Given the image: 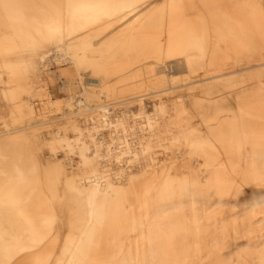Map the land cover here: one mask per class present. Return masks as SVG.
<instances>
[{
    "label": "rangeland",
    "instance_id": "374dc122",
    "mask_svg": "<svg viewBox=\"0 0 264 264\" xmlns=\"http://www.w3.org/2000/svg\"><path fill=\"white\" fill-rule=\"evenodd\" d=\"M66 3L0 0V264H66L71 238L83 235L74 264H264V0ZM185 46L190 70L168 67ZM72 67L109 91L84 95L90 114L112 112L96 124L102 147L140 151L103 164L130 193L93 218L70 194L89 184L84 170L71 173L78 158L68 168L58 148L63 130L73 145L92 138L82 122L77 142L63 118L82 93ZM186 97L189 146L176 141L184 128L174 122ZM170 163L181 170L173 184H183L171 194L147 181Z\"/></svg>",
    "mask_w": 264,
    "mask_h": 264
},
{
    "label": "bare ground",
    "instance_id": "6f19581e",
    "mask_svg": "<svg viewBox=\"0 0 264 264\" xmlns=\"http://www.w3.org/2000/svg\"><path fill=\"white\" fill-rule=\"evenodd\" d=\"M66 4L67 5L69 4V0H67ZM171 9L173 11V5L172 4H171ZM181 26H183V25H181ZM185 30L186 29L183 26V33L185 34V36L187 38H191V32H189L188 30H186V31ZM64 38H66V37H64ZM63 46H65V43H62V45L60 46L58 51H60V56L61 57H65L66 58L67 57V53L64 50L65 48L63 49ZM196 46H197V44H196ZM187 47L188 46H185L184 49H183V53L182 54H183L184 57H183L182 60H180L178 62H173V63H171V64H169L167 66L171 67L172 65L173 66L175 65V67L177 66V68L178 67L182 68V69L186 68V69L190 70V68H191L190 64L191 63L188 60V57L186 56V54L184 53V50H186ZM237 61L241 62L242 58H239ZM72 68L76 72L75 75H76V78L78 80L79 86L82 87V90H81L82 93L79 96H77L71 103V107H72V111L73 112L70 113V114H65V116H63V118L66 119V123H68V125L69 124L72 125V128H73L74 132L77 135L76 138L74 137L76 139V141H77L78 138H80V136L83 133V129H84L77 121H79L80 123L83 122L85 126L89 127L87 129V133L92 138H91V143L90 144H87V143L85 144V146H86V148L84 149L85 150V152H84L85 155H83V154H80L79 151L75 150V148H78V147H75L73 145L72 139L67 136L68 131L67 130H63L59 134V137L61 138V140L58 143L61 144V145L58 146V148H60V149H62L64 151L65 161H66V163L68 165H70V167H68V168H71V166H73L71 164V160L76 158V157L78 158V160H77V164H78L77 169H74V170H77V172L76 171H74V172L72 171L71 173H75V174H77L79 176L80 173H79L78 169L84 170V173L86 175L85 179H88L87 181H88L89 184L87 185V184H85V182L79 181V183L77 185L73 186V188L71 189V193L70 194H71L72 200L74 202H77L78 199H82L88 204V212L91 215V217L93 218V216H96L95 214L100 213L101 211H110L111 210V206H112L111 203H113L114 201H125L129 197V193H130L128 189L120 190L122 188L117 186V185H124L125 184V183L123 184L124 180H121L123 178V176H122V178H117L116 177L114 179L113 177H111V175H108V174L104 175L103 174L105 172V169H103V168L106 166V165H103V164H105V163L107 164L110 161H114V159H119V156L121 154H127V153L128 154H132L133 153V155L135 157H137L138 153L140 151H139V149L135 150V148L134 149L131 148V146L127 147L126 145L125 146L127 147V149L125 148L126 150H124V149L121 150L122 152L121 151L117 152L116 149H115L116 152H114V150L111 149V148H105V149L103 148L105 146H103L101 144L98 136H96V135H98L96 133L97 130H98V127L96 126V124L97 123H106L107 124V122H108L107 118H108L109 115L112 114V112L110 111V108L106 109L105 107H103L100 111H99V109H97L98 111H97L96 114H94V115L90 114L95 109H91L90 108V106H89L90 101L84 95H85L87 90L88 91L90 90V91H93V93L95 95H98V98L104 100V99H106L109 96V91L107 89V86L100 79L87 78L84 83L81 82V78L82 77H81L80 73L78 72L77 68H75V67H72ZM163 69H164V72L166 73V75L168 77V80L169 81H173L172 77L174 75L171 76L170 74H168L166 72L167 67L166 68L164 67ZM160 70H161V68H160ZM169 84H171V83H169ZM65 86L66 85H64V87ZM4 92H5V95L7 96L8 100L13 102V103H15V99L18 96L17 92H15L14 90H9V89L4 90ZM18 98H19V96H18ZM136 99L141 104H143L144 100L146 99V96L140 95ZM187 100L190 103L189 107H188V103L186 104V103H183V102H180L178 107L173 106L174 104L173 105L171 104V105L173 106L172 108H175V107L177 108V109H175V114L176 115L174 116V118H175L174 122L179 127L184 128V133L182 134V138L179 139L180 138L179 137L178 139H176V141L177 142L181 141L186 146H189L190 145V141H189L190 137L187 136V129H188V124H189V109H190V106H191V102L189 101L188 98H187ZM124 102H127V100H125ZM49 103H51V102L49 101ZM15 106H16L17 110L15 111L14 115H18L19 113H21L19 111V107L21 105H19V102H18ZM171 109L169 108V110H171ZM160 111L164 112V109L161 108ZM157 115H159V114H157ZM122 120H125V118H123ZM14 122L15 121H12V123H14ZM152 124H154V123H150V125H152ZM124 134H126V133L124 132ZM149 139H150V137H149ZM143 143H144L143 145H145V144L146 145L143 146V149L141 147V149H142L143 152H145L146 150H148V146L150 145V143H148V142L147 143L143 142ZM194 143H196L195 145H198L199 147L201 146L199 140H195ZM81 145L82 144H80V146ZM93 145H96V146H93ZM56 149H57V147L56 148L54 147L52 150H56ZM56 154H57V151H54V153H52L51 155L54 157V156H56ZM127 157H129V156H127ZM178 159H179V161L183 160V159L180 160V157ZM81 160H82V163H81ZM117 163L119 164V162H117ZM193 164H194V161H193ZM87 166L92 167V172L93 173L91 171H90V173L86 171V169L84 167H87ZM172 168H174L176 170L175 174H173ZM189 169H190V173H191V169L192 168L190 167ZM58 170L59 169H57V172H58ZM183 171H186V169H184ZM129 173H132L131 170H129ZM176 173L180 174L181 170H179V168L177 167V164H171L168 167L167 172L164 175V177L159 179V181L156 180V182L158 181V182H160V184L161 183H165V181L169 179L167 176L170 177L169 180H172V178L176 175ZM200 175H202L203 178L206 177V176H204L203 173H200ZM149 176H151V175H149ZM129 177H130V175H129ZM129 177L127 178V180H125V182H127L129 180ZM185 177L188 178V175H186ZM147 181L149 182V184L152 182L151 179H148V177H147ZM133 182H135V179L133 180ZM158 182H157V185H158V188H159L160 184ZM175 184H177L179 188H183V184H179L178 182L175 183ZM190 187H192V190H193L195 185H192V186L190 185ZM204 187H205V185H204ZM192 190L190 191V193H192V195H193L194 192ZM88 231H90V230L88 229ZM84 236L85 235H83L82 237L80 236L79 239L76 238L75 240L73 238H71V246H72L73 250L71 252L69 261L66 264H74L76 262L77 257H78V252L80 250L81 245L83 244Z\"/></svg>",
    "mask_w": 264,
    "mask_h": 264
},
{
    "label": "crops",
    "instance_id": "0c3cea01",
    "mask_svg": "<svg viewBox=\"0 0 264 264\" xmlns=\"http://www.w3.org/2000/svg\"><path fill=\"white\" fill-rule=\"evenodd\" d=\"M81 91V90H80ZM64 120H66V119H64ZM81 126H84V125H82L79 121H77ZM68 124V123H67ZM84 130V129H83ZM210 136H206V138H204V137H202V138H200L199 139V141H200V145L202 146L203 144H207L206 142L207 141H210ZM75 147H78V148H75V150H77V151H79L80 152V154H83V155H85V148H86V146H85V144L83 145L82 144V146H80V144H76V145H74ZM83 147V148H82ZM200 157H201V154H200ZM81 163H82V160H81ZM51 168V178L53 179L54 178V171H53V168L52 167H50ZM85 169H86V171L87 172H89L90 173V171L92 172V167H90V166H87V167H84ZM172 171H173V174H175V172H176V170L174 169V168H172ZM166 172H167V169H166ZM93 173V172H92ZM162 177L160 176V177H158V176H150V177H148V179H151V181L152 182H154V181H156V180H158L159 181V179H161ZM157 181V182H158ZM159 184H160V182H158ZM165 186L166 188V190L171 194V190H170V188H173V187H175V188H179L178 187V185L177 184H173V181L172 180H166L165 181V183H161L160 185H159V187H161V186ZM117 186H121V185H117ZM164 196H167V194H163Z\"/></svg>",
    "mask_w": 264,
    "mask_h": 264
}]
</instances>
